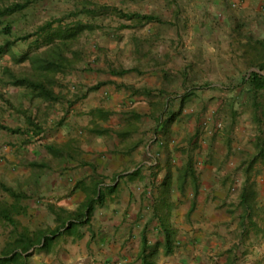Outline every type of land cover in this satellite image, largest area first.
<instances>
[{"label": "crops", "instance_id": "obj_1", "mask_svg": "<svg viewBox=\"0 0 264 264\" xmlns=\"http://www.w3.org/2000/svg\"><path fill=\"white\" fill-rule=\"evenodd\" d=\"M148 1L125 12L157 19L109 27L106 52L59 79V100L32 93L25 125L0 124V264L263 255V235L242 219L243 182L234 189L254 125H222L213 105L222 112L223 82L235 77L237 22L253 34L264 27V0Z\"/></svg>", "mask_w": 264, "mask_h": 264}, {"label": "rangeland", "instance_id": "obj_2", "mask_svg": "<svg viewBox=\"0 0 264 264\" xmlns=\"http://www.w3.org/2000/svg\"><path fill=\"white\" fill-rule=\"evenodd\" d=\"M24 1L25 0H0V6H7ZM150 2L151 1L148 0H37L33 4L31 3L30 7L25 11L16 13L9 18L5 17L11 24L12 33L10 35L0 26V45L4 44L7 39H11L13 44L11 52L0 56V124L9 123L14 120L18 121L16 125H25L26 116L32 117V94L25 87L10 84V74H14L18 77L32 76L33 70L30 59H17L26 54L31 57L34 52H41L46 49V46L42 44V46H39L34 43L36 36H31L28 40H20L17 37L35 33L39 27L44 25L47 21L58 20L64 25H68L76 20H80L90 24L92 28L86 29L80 33L71 47L82 56L80 61H86L87 59L92 61V59L98 58L99 54H103L102 52H106L99 49V43H101L103 39L109 38V34H107L109 27L114 25L119 26L124 20L114 9L117 8L124 12L143 10L146 6L150 5ZM177 5L179 4L172 0H165L159 4V7L173 9L175 8L174 6ZM103 6L109 8L100 11V13L95 16L89 14L87 10H84L85 7L89 9H99ZM58 23L59 22L54 23V26H57ZM248 26L251 27L252 25L248 24ZM254 27L255 36L264 38V27ZM237 45L239 46V44ZM238 52L237 54L232 53L233 56L229 55V57L231 56V58L237 60L238 65H232L230 63L228 66V73L235 75V77L231 81L223 82V85L229 90V93H226L223 99L222 105H224V108H222V112H220L221 105L218 106L215 104L213 107H218L219 114L216 118L222 120V125H225V122H227L226 118H236L238 122L245 119L246 122L248 121L250 123L249 125H254V127L245 129L246 134L248 133L251 137L252 134L256 135L257 129L250 108V94L248 88L243 83V79L249 69L245 64L241 71V58L243 59L242 50L239 49ZM69 55L71 56L72 54L70 53ZM107 58L108 53L105 55V59ZM57 77L61 79L62 75H58ZM240 87H243L244 91L242 93ZM239 92L241 94L237 96ZM12 125L15 124L13 123ZM247 140L245 146H248L253 152V147L249 139ZM246 150L244 151V156H246L248 152ZM242 177L243 175L238 178V181L234 182V189H237L244 181V177ZM255 181L259 194L258 201L260 204L264 205V170L257 175ZM256 220L260 225H264L260 217H257ZM263 237L262 240L257 241L255 244L257 248L262 250L263 255L258 258L257 254H254L252 258H245L246 264H264Z\"/></svg>", "mask_w": 264, "mask_h": 264}, {"label": "trees", "instance_id": "obj_3", "mask_svg": "<svg viewBox=\"0 0 264 264\" xmlns=\"http://www.w3.org/2000/svg\"><path fill=\"white\" fill-rule=\"evenodd\" d=\"M37 0H25L7 6H0V26L11 35L12 27L5 17L9 18L16 13L25 11L30 4ZM109 7H100L99 9L84 10L91 15H98L100 11L107 10ZM115 12L121 17L135 20L141 23L143 20L151 21L157 17L151 15H141L139 13H126L115 8ZM59 22L57 26L54 23ZM123 27L125 25H122ZM90 24L76 20L71 24L64 25L61 21L51 20L32 34H26L17 37L20 40H28L31 36H36L34 43L39 46H46L41 52H34L31 57L28 54L17 60L29 58L32 63V76L18 77L10 74V84L22 86L28 89L36 97L46 101H57L59 95L55 93L54 87L58 84V75L65 76L76 69L77 64L82 59L79 52L72 49V43L78 38L80 33L90 29ZM237 31L235 38L242 47V57L245 61L248 73L243 79L244 85L248 88L250 94V108L253 121L256 126V135L250 140L253 152H247L242 162V171L244 181L240 191V206L242 207V219L250 221L251 225L264 236V225H260L256 220L260 217L264 222V205L258 201L257 183L255 178L264 170V38H259L249 31H243L244 25L237 22ZM243 40V41H242ZM13 42L7 39L0 45V56L12 51ZM42 44V45H41ZM72 54L71 56L69 54ZM127 70H121L118 73H126ZM32 121H30L31 123ZM2 127V126H0ZM3 186V185H2ZM6 190H10L7 189ZM231 264V261L230 263Z\"/></svg>", "mask_w": 264, "mask_h": 264}, {"label": "built area", "instance_id": "obj_4", "mask_svg": "<svg viewBox=\"0 0 264 264\" xmlns=\"http://www.w3.org/2000/svg\"><path fill=\"white\" fill-rule=\"evenodd\" d=\"M234 4V6L237 4V3H233ZM218 126H221V124L219 123V125Z\"/></svg>", "mask_w": 264, "mask_h": 264}]
</instances>
